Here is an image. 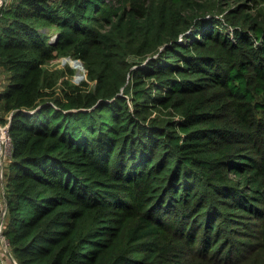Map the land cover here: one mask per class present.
Wrapping results in <instances>:
<instances>
[{
    "label": "trees",
    "instance_id": "obj_1",
    "mask_svg": "<svg viewBox=\"0 0 264 264\" xmlns=\"http://www.w3.org/2000/svg\"><path fill=\"white\" fill-rule=\"evenodd\" d=\"M0 71L16 264H264V0H6Z\"/></svg>",
    "mask_w": 264,
    "mask_h": 264
},
{
    "label": "rangeland",
    "instance_id": "obj_2",
    "mask_svg": "<svg viewBox=\"0 0 264 264\" xmlns=\"http://www.w3.org/2000/svg\"><path fill=\"white\" fill-rule=\"evenodd\" d=\"M56 39V34L52 33L51 34V41H54ZM73 58L70 57H63V58H59L53 62H51L49 65H47L48 68H50L51 71H55V70H66V68L70 67L73 69L74 73L71 74L70 76V80L75 83V84H80L83 80H85V75H84V69L81 71V73L83 74V78L82 79H78L77 75L80 73L79 69L77 67L74 66V64L72 62H74ZM8 83V78L6 77V75L0 71V91L3 90V87ZM11 151H12V146H8L7 148V153H6V158H5V162H3V167L5 169V167H7V165L10 163V158H11ZM3 169V171H4ZM1 199V198H0ZM2 201H1V206H2ZM9 249V245L8 242H6V240H4L1 236H0V253H1V258H2V264H16L14 261H12L9 257H6V250Z\"/></svg>",
    "mask_w": 264,
    "mask_h": 264
},
{
    "label": "built area",
    "instance_id": "obj_3",
    "mask_svg": "<svg viewBox=\"0 0 264 264\" xmlns=\"http://www.w3.org/2000/svg\"><path fill=\"white\" fill-rule=\"evenodd\" d=\"M9 118H11V117H9ZM9 127H10V123L4 124V125L0 123V135L3 136V139H4V141H2V139L0 138V160H1V164L2 165L4 164L3 162H5L8 146H10V145L12 146V144H11V136H10V133H9ZM11 155H12V151H11ZM1 231H2V226H0V236L4 240H6L4 238V236L2 235Z\"/></svg>",
    "mask_w": 264,
    "mask_h": 264
},
{
    "label": "water",
    "instance_id": "obj_4",
    "mask_svg": "<svg viewBox=\"0 0 264 264\" xmlns=\"http://www.w3.org/2000/svg\"><path fill=\"white\" fill-rule=\"evenodd\" d=\"M5 1L6 0H0V9H1V7H3V5L5 4ZM74 61H80V60H74ZM81 62V61H80ZM82 63V62H81ZM82 68L84 69V64L82 63ZM3 219H2V221H1V225L0 226H2L3 225ZM6 253H7V255H8V257L12 260V261H14V262H16L15 260H14V258H13V256H12V253H11V251H10V249H7L6 250Z\"/></svg>",
    "mask_w": 264,
    "mask_h": 264
},
{
    "label": "bare ground",
    "instance_id": "obj_5",
    "mask_svg": "<svg viewBox=\"0 0 264 264\" xmlns=\"http://www.w3.org/2000/svg\"><path fill=\"white\" fill-rule=\"evenodd\" d=\"M74 64L75 67H77L80 71V73L77 75L78 79H82L83 78V74L81 73V71L83 70L82 68V63L80 61H74L72 62ZM83 72V71H82ZM0 138L2 139V141H4L3 136L0 135Z\"/></svg>",
    "mask_w": 264,
    "mask_h": 264
}]
</instances>
